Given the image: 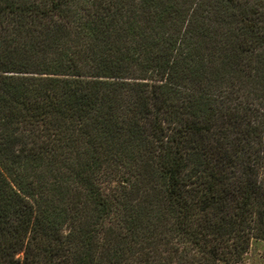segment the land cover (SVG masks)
<instances>
[{
	"label": "trees",
	"instance_id": "1",
	"mask_svg": "<svg viewBox=\"0 0 264 264\" xmlns=\"http://www.w3.org/2000/svg\"><path fill=\"white\" fill-rule=\"evenodd\" d=\"M264 242V0H0V264H243Z\"/></svg>",
	"mask_w": 264,
	"mask_h": 264
},
{
	"label": "rangeland",
	"instance_id": "2",
	"mask_svg": "<svg viewBox=\"0 0 264 264\" xmlns=\"http://www.w3.org/2000/svg\"><path fill=\"white\" fill-rule=\"evenodd\" d=\"M243 264H264V242L254 240L245 256Z\"/></svg>",
	"mask_w": 264,
	"mask_h": 264
}]
</instances>
